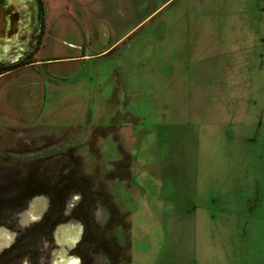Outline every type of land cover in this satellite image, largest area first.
Here are the masks:
<instances>
[{
  "label": "rangeland",
  "instance_id": "374dc122",
  "mask_svg": "<svg viewBox=\"0 0 264 264\" xmlns=\"http://www.w3.org/2000/svg\"><path fill=\"white\" fill-rule=\"evenodd\" d=\"M79 2L0 0V69L88 52L0 74V264H264V0Z\"/></svg>",
  "mask_w": 264,
  "mask_h": 264
},
{
  "label": "crops",
  "instance_id": "0c3cea01",
  "mask_svg": "<svg viewBox=\"0 0 264 264\" xmlns=\"http://www.w3.org/2000/svg\"><path fill=\"white\" fill-rule=\"evenodd\" d=\"M102 1L104 2V0ZM81 3L82 2H79V0H76L75 6L81 5ZM84 3L88 4V0H85ZM59 28L64 32L69 31L68 33L71 35V38H69L70 40H63V45L57 46V52L59 51L60 55L39 57V59H34L32 63L25 64V69L33 68L36 65H42L48 68L50 67V69H46V72H48V74L50 73L51 76L55 78L64 76L66 74L76 75L78 73V65L80 61L88 57V52L84 49V45H82L81 41V39L84 38V32L79 31V29L74 25L68 24H61L59 25ZM50 49H52V47ZM106 49L107 47L96 53H103ZM38 80L44 81L41 78Z\"/></svg>",
  "mask_w": 264,
  "mask_h": 264
},
{
  "label": "flooded vegetation",
  "instance_id": "af4514ba",
  "mask_svg": "<svg viewBox=\"0 0 264 264\" xmlns=\"http://www.w3.org/2000/svg\"><path fill=\"white\" fill-rule=\"evenodd\" d=\"M32 62L33 60L23 62L21 65L11 68L7 71ZM83 231V226L82 230L79 231V228L72 223H54V225H52L50 228V238L53 242L52 246L54 247L48 249L46 252V259L44 262H42V264H81L76 260L78 259V256L81 257V255L76 252V249L82 239Z\"/></svg>",
  "mask_w": 264,
  "mask_h": 264
},
{
  "label": "trees",
  "instance_id": "16d2710c",
  "mask_svg": "<svg viewBox=\"0 0 264 264\" xmlns=\"http://www.w3.org/2000/svg\"><path fill=\"white\" fill-rule=\"evenodd\" d=\"M22 63H20V64H17V65H15V66H12V67H10V68H4V69H0V74H2V73H4L5 71H7V70H9V69H11V68H14V67H16V66H18V65H21Z\"/></svg>",
  "mask_w": 264,
  "mask_h": 264
},
{
  "label": "bare ground",
  "instance_id": "6f19581e",
  "mask_svg": "<svg viewBox=\"0 0 264 264\" xmlns=\"http://www.w3.org/2000/svg\"><path fill=\"white\" fill-rule=\"evenodd\" d=\"M5 47V46H4ZM7 51H9V50H7ZM2 56V55H1Z\"/></svg>",
  "mask_w": 264,
  "mask_h": 264
}]
</instances>
